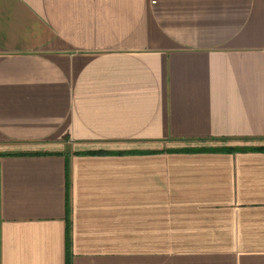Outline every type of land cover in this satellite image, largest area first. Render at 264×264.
Instances as JSON below:
<instances>
[{
	"label": "crops",
	"instance_id": "crops-1",
	"mask_svg": "<svg viewBox=\"0 0 264 264\" xmlns=\"http://www.w3.org/2000/svg\"><path fill=\"white\" fill-rule=\"evenodd\" d=\"M0 264H264V0H0Z\"/></svg>",
	"mask_w": 264,
	"mask_h": 264
},
{
	"label": "trees",
	"instance_id": "trees-1",
	"mask_svg": "<svg viewBox=\"0 0 264 264\" xmlns=\"http://www.w3.org/2000/svg\"><path fill=\"white\" fill-rule=\"evenodd\" d=\"M253 149H258V148H253ZM217 150H219V149H217ZM229 150L236 151L237 149L235 147H233V148H229Z\"/></svg>",
	"mask_w": 264,
	"mask_h": 264
},
{
	"label": "rangeland",
	"instance_id": "rangeland-1",
	"mask_svg": "<svg viewBox=\"0 0 264 264\" xmlns=\"http://www.w3.org/2000/svg\"><path fill=\"white\" fill-rule=\"evenodd\" d=\"M234 147V146H233ZM235 148H239V147H235ZM240 148H243V147H240Z\"/></svg>",
	"mask_w": 264,
	"mask_h": 264
}]
</instances>
